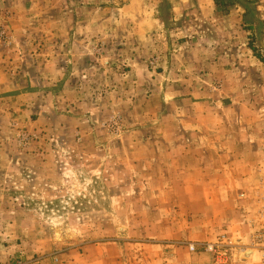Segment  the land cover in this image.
<instances>
[{
    "label": "rangeland",
    "instance_id": "1",
    "mask_svg": "<svg viewBox=\"0 0 264 264\" xmlns=\"http://www.w3.org/2000/svg\"><path fill=\"white\" fill-rule=\"evenodd\" d=\"M219 12L0 0V264H264V0Z\"/></svg>",
    "mask_w": 264,
    "mask_h": 264
},
{
    "label": "built area",
    "instance_id": "2",
    "mask_svg": "<svg viewBox=\"0 0 264 264\" xmlns=\"http://www.w3.org/2000/svg\"><path fill=\"white\" fill-rule=\"evenodd\" d=\"M261 185H262L263 192H264V176H262ZM253 238L256 241L264 243V232L260 231L256 233ZM224 239L225 238L223 237L222 241L220 242L213 243V244H207L203 246H197L195 244H192L190 245V250L192 252H196L198 250H205L208 252H212L216 257V260L220 264H224L225 262H227V257H228V249H227L228 245L225 244ZM262 247L264 248V246ZM263 257H264V253H263Z\"/></svg>",
    "mask_w": 264,
    "mask_h": 264
},
{
    "label": "trees",
    "instance_id": "3",
    "mask_svg": "<svg viewBox=\"0 0 264 264\" xmlns=\"http://www.w3.org/2000/svg\"><path fill=\"white\" fill-rule=\"evenodd\" d=\"M239 0H214V3L217 7V10L220 11V14H229L230 8L237 4ZM247 9V8H246ZM247 16V14H246ZM164 17L163 15L159 17V22L164 23ZM255 22H259L258 20H255ZM254 22V23H255ZM254 23L252 22L250 26H248L249 30L255 29ZM251 42H249V48L254 53V56L258 58L262 63H264V56L260 53V50L263 49V46L260 44H257V41L255 42L253 38Z\"/></svg>",
    "mask_w": 264,
    "mask_h": 264
},
{
    "label": "crops",
    "instance_id": "4",
    "mask_svg": "<svg viewBox=\"0 0 264 264\" xmlns=\"http://www.w3.org/2000/svg\"><path fill=\"white\" fill-rule=\"evenodd\" d=\"M78 20H79V18H78ZM54 248H56V247H58V246H53ZM57 249V248H56ZM16 254V251H13V250H11V249H1V246H0V261H3V262H6V261H8L9 259H10V257L11 256H13V255H15ZM24 254H22V256H23ZM70 255H72V254H70V253H63L62 251H61V253H59L56 257H54V258H58V260L59 261H62V260H65V259H67V258H69L70 257ZM53 258V259H54ZM51 261H52V258H51ZM45 262H47V261H43V263H45Z\"/></svg>",
    "mask_w": 264,
    "mask_h": 264
}]
</instances>
